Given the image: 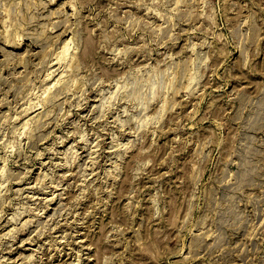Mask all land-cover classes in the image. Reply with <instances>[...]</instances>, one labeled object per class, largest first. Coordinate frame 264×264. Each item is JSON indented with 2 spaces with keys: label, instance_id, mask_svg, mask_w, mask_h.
<instances>
[{
  "label": "rangeland",
  "instance_id": "rangeland-1",
  "mask_svg": "<svg viewBox=\"0 0 264 264\" xmlns=\"http://www.w3.org/2000/svg\"><path fill=\"white\" fill-rule=\"evenodd\" d=\"M0 264H264V0H0Z\"/></svg>",
  "mask_w": 264,
  "mask_h": 264
},
{
  "label": "bare ground",
  "instance_id": "bare-ground-1",
  "mask_svg": "<svg viewBox=\"0 0 264 264\" xmlns=\"http://www.w3.org/2000/svg\"><path fill=\"white\" fill-rule=\"evenodd\" d=\"M64 49H65V48H64ZM66 50H67V48H66ZM56 61H57V60H56ZM62 80H64V79H62ZM61 82H62V81H61ZM64 82H65V80H64ZM64 82H63V83H64ZM65 83H66V82H65ZM67 85H68V83H66V86L64 85V86L62 87V90L60 89L61 92H62L63 90H66V89H67ZM59 92H60V91H59ZM59 92H58V93H59ZM64 92H65V91H64ZM53 95H54V94H53ZM43 96H44V95H43ZM58 96H59V95H58ZM58 96H57V97H58ZM50 97H51V96H50ZM57 97H56V95H55V98H57ZM53 98H54V97H53ZM55 98H54V99H55ZM54 99H53V100H54ZM51 100H52V99H51ZM46 102H47V101H46ZM49 102H50V98H49ZM47 103H48V102H47ZM47 103H46V104H47ZM39 106H40V105H39ZM30 110H31V108H30ZM29 121H30V120H27V122H24L25 127H27V125L29 124ZM24 125H23V126H24ZM25 127H23V128L25 129Z\"/></svg>",
  "mask_w": 264,
  "mask_h": 264
}]
</instances>
